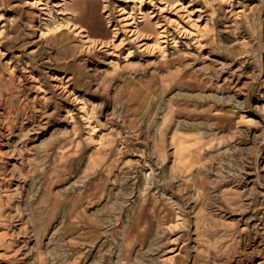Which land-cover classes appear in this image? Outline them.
I'll return each mask as SVG.
<instances>
[{"label":"rangeland","instance_id":"obj_1","mask_svg":"<svg viewBox=\"0 0 264 264\" xmlns=\"http://www.w3.org/2000/svg\"><path fill=\"white\" fill-rule=\"evenodd\" d=\"M0 264H264V0H0Z\"/></svg>","mask_w":264,"mask_h":264},{"label":"bare ground","instance_id":"obj_2","mask_svg":"<svg viewBox=\"0 0 264 264\" xmlns=\"http://www.w3.org/2000/svg\"><path fill=\"white\" fill-rule=\"evenodd\" d=\"M161 33L163 34V35H162V37H163V38H167V36H166V35H164V33H165V31H164V30H163V31H161ZM165 34H166V33H165ZM88 36H89V35H88ZM159 38H161V37H159ZM140 178H141V177H140ZM147 179H148V178H147Z\"/></svg>","mask_w":264,"mask_h":264}]
</instances>
